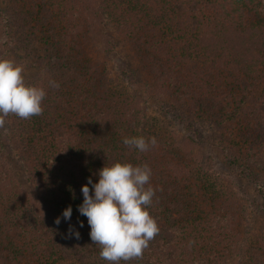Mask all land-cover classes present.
<instances>
[{
    "label": "trees",
    "instance_id": "trees-1",
    "mask_svg": "<svg viewBox=\"0 0 264 264\" xmlns=\"http://www.w3.org/2000/svg\"><path fill=\"white\" fill-rule=\"evenodd\" d=\"M99 21L126 42L137 67L125 62L111 73L90 57ZM0 50V59L32 69L28 84L47 93L42 115L6 118L35 203L9 188L0 264H107L78 206L88 179L97 183L99 170L117 162L147 164L156 189L149 212L159 234L129 264H230L245 210L177 144L164 120L146 116L139 90L167 102L165 116L193 135L185 138L189 146L202 144L205 133L218 139L264 214V0H0ZM140 136L157 145L141 153L122 142ZM252 245L243 264H264V232Z\"/></svg>",
    "mask_w": 264,
    "mask_h": 264
},
{
    "label": "clouds",
    "instance_id": "clouds-1",
    "mask_svg": "<svg viewBox=\"0 0 264 264\" xmlns=\"http://www.w3.org/2000/svg\"><path fill=\"white\" fill-rule=\"evenodd\" d=\"M24 69L10 59H0V128L11 114L29 120L43 114L42 102L46 91L42 87L25 82ZM50 86L59 84L50 81ZM123 144L141 153L157 145L155 137H125ZM99 180L88 179L81 191L83 203L78 206L81 215L87 217L90 237L99 246V256L107 264H129L140 260L149 244L159 234V226L150 215L149 207L156 194L151 184L152 170L147 164L115 163L99 170ZM89 185L94 194H90ZM70 220L71 206L63 213ZM60 223V218L56 219ZM81 227L83 223L81 222ZM71 230V228H70ZM79 238V232H75Z\"/></svg>",
    "mask_w": 264,
    "mask_h": 264
},
{
    "label": "rangeland",
    "instance_id": "rangeland-1",
    "mask_svg": "<svg viewBox=\"0 0 264 264\" xmlns=\"http://www.w3.org/2000/svg\"><path fill=\"white\" fill-rule=\"evenodd\" d=\"M108 25L100 21L96 24L95 32L90 41V57L95 61L102 62L111 73H116L118 67L125 62L137 67L134 53L126 42L120 39L116 31ZM25 56L27 53L21 50L19 57L23 63L26 62ZM23 75L27 84L34 81L36 77V73L32 69H24ZM147 90L145 87L139 90L140 104L146 116L151 119L164 120L163 124L169 133L177 139V144L204 167L208 176L215 183L231 191L245 210L247 215V222L244 224L245 233L241 237L239 253L237 252L238 254L236 253L237 255L230 260V264L245 263L247 261L246 249L253 246L255 237L264 232V214L254 206V203H260L261 200L258 198L250 179L240 177L235 166L223 158L218 139L215 137L208 140L209 136L205 133L202 144H197V146L186 144L185 138L193 137V135L188 133L181 123L174 121L169 115L165 116L169 112L167 102L159 99L151 89ZM10 137V124L6 122L5 127L0 128V142L4 146L2 150L6 152H0V182L7 186H0V214L4 206L10 202L9 188H12L17 195L25 197L29 204L35 203L30 197L33 183L29 176L27 164L19 153L15 141ZM4 178L5 180H3Z\"/></svg>",
    "mask_w": 264,
    "mask_h": 264
}]
</instances>
